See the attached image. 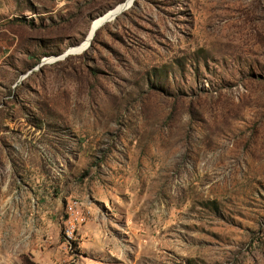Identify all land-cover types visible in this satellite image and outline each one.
Instances as JSON below:
<instances>
[{
	"label": "rangeland",
	"instance_id": "rangeland-1",
	"mask_svg": "<svg viewBox=\"0 0 264 264\" xmlns=\"http://www.w3.org/2000/svg\"><path fill=\"white\" fill-rule=\"evenodd\" d=\"M126 1L0 0V264H264V0H132L70 51Z\"/></svg>",
	"mask_w": 264,
	"mask_h": 264
},
{
	"label": "built area",
	"instance_id": "built-area-1",
	"mask_svg": "<svg viewBox=\"0 0 264 264\" xmlns=\"http://www.w3.org/2000/svg\"><path fill=\"white\" fill-rule=\"evenodd\" d=\"M66 214L67 219L64 222V236L66 240H71L74 234L75 226L80 225L89 219L90 210L89 208H85L81 202L74 200L67 203Z\"/></svg>",
	"mask_w": 264,
	"mask_h": 264
},
{
	"label": "bare ground",
	"instance_id": "bare-ground-1",
	"mask_svg": "<svg viewBox=\"0 0 264 264\" xmlns=\"http://www.w3.org/2000/svg\"><path fill=\"white\" fill-rule=\"evenodd\" d=\"M131 1L132 0H127L125 3L116 6L113 10L108 11L105 15L95 19L91 24L90 30L88 31V34H87L85 41L82 42L78 47L70 49V51L76 52V51L83 50L86 47L87 43H89L90 39L92 38L93 32L95 30H97L100 26H102L103 24L112 20L114 17H116L123 10L128 8ZM70 51L67 50V53ZM43 62H45V60H43Z\"/></svg>",
	"mask_w": 264,
	"mask_h": 264
},
{
	"label": "water",
	"instance_id": "water-1",
	"mask_svg": "<svg viewBox=\"0 0 264 264\" xmlns=\"http://www.w3.org/2000/svg\"><path fill=\"white\" fill-rule=\"evenodd\" d=\"M133 5V2H132V4H131V6ZM130 6V7H131ZM129 7V8H130ZM128 8V9H129ZM95 33H96V30L93 32V37H94V35H95ZM82 52V51H81ZM67 55H69L68 53H67V51L66 52H64L61 56H59V57H55V60L54 61H57V60H60V59H62V58H64V57H66ZM43 64H45L44 62H43V60H41V62H40V64L37 66V67H39V66H42Z\"/></svg>",
	"mask_w": 264,
	"mask_h": 264
},
{
	"label": "trees",
	"instance_id": "trees-1",
	"mask_svg": "<svg viewBox=\"0 0 264 264\" xmlns=\"http://www.w3.org/2000/svg\"><path fill=\"white\" fill-rule=\"evenodd\" d=\"M23 264H36V263L29 260H23Z\"/></svg>",
	"mask_w": 264,
	"mask_h": 264
}]
</instances>
